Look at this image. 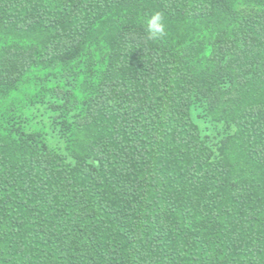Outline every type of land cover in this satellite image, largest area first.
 I'll return each mask as SVG.
<instances>
[{
    "label": "trees",
    "instance_id": "16d2710c",
    "mask_svg": "<svg viewBox=\"0 0 264 264\" xmlns=\"http://www.w3.org/2000/svg\"><path fill=\"white\" fill-rule=\"evenodd\" d=\"M0 264H264V0H0Z\"/></svg>",
    "mask_w": 264,
    "mask_h": 264
},
{
    "label": "clouds",
    "instance_id": "9594fccd",
    "mask_svg": "<svg viewBox=\"0 0 264 264\" xmlns=\"http://www.w3.org/2000/svg\"><path fill=\"white\" fill-rule=\"evenodd\" d=\"M167 34L165 18L159 11L147 15L143 21V37L145 41L158 40Z\"/></svg>",
    "mask_w": 264,
    "mask_h": 264
}]
</instances>
